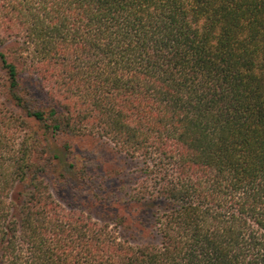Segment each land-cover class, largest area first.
Returning a JSON list of instances; mask_svg holds the SVG:
<instances>
[{
  "label": "trees",
  "instance_id": "trees-1",
  "mask_svg": "<svg viewBox=\"0 0 264 264\" xmlns=\"http://www.w3.org/2000/svg\"><path fill=\"white\" fill-rule=\"evenodd\" d=\"M0 264H264V0H0Z\"/></svg>",
  "mask_w": 264,
  "mask_h": 264
},
{
  "label": "rangeland",
  "instance_id": "rangeland-1",
  "mask_svg": "<svg viewBox=\"0 0 264 264\" xmlns=\"http://www.w3.org/2000/svg\"><path fill=\"white\" fill-rule=\"evenodd\" d=\"M74 144L77 155L92 159L91 163L95 168H97L96 170H100L101 168L105 171L113 170L114 172L125 166L126 169L130 171L135 166L133 162L125 160L123 155L119 154L115 150L112 143L105 139L81 137L75 139ZM75 193V190L70 186H59L56 192L57 197L64 203L74 206L81 205L95 218L110 219L112 213L115 212L120 215H126L128 217L130 227H123L120 232L121 235L129 237L134 234L138 240L151 237L147 227H150V221H152L151 213H153L154 210L153 206L150 207L146 205L140 211L135 210V206L131 205L121 206L118 208L100 207L93 205L90 199L81 193Z\"/></svg>",
  "mask_w": 264,
  "mask_h": 264
}]
</instances>
